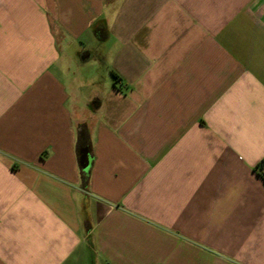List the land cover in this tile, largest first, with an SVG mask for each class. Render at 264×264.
Returning a JSON list of instances; mask_svg holds the SVG:
<instances>
[{
    "label": "crops",
    "instance_id": "1",
    "mask_svg": "<svg viewBox=\"0 0 264 264\" xmlns=\"http://www.w3.org/2000/svg\"><path fill=\"white\" fill-rule=\"evenodd\" d=\"M0 264H264V0H0Z\"/></svg>",
    "mask_w": 264,
    "mask_h": 264
},
{
    "label": "water",
    "instance_id": "2",
    "mask_svg": "<svg viewBox=\"0 0 264 264\" xmlns=\"http://www.w3.org/2000/svg\"><path fill=\"white\" fill-rule=\"evenodd\" d=\"M90 160H91V158H90V156H89V151H88V149L85 148V149L82 151V156H81V166H82V167L87 166V165L90 163Z\"/></svg>",
    "mask_w": 264,
    "mask_h": 264
},
{
    "label": "rangeland",
    "instance_id": "3",
    "mask_svg": "<svg viewBox=\"0 0 264 264\" xmlns=\"http://www.w3.org/2000/svg\"><path fill=\"white\" fill-rule=\"evenodd\" d=\"M92 64H95L94 61L92 62ZM92 64H91V65H92ZM91 65H90V73H87L88 75H92V74H93V70H94L93 68H94V67H93V65H92V66H91ZM97 74H98V73H97ZM100 74L102 75V72H100ZM100 74H99V75H100ZM85 78L88 79L87 76H86Z\"/></svg>",
    "mask_w": 264,
    "mask_h": 264
}]
</instances>
